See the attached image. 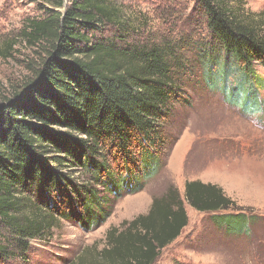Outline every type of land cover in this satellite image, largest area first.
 I'll return each instance as SVG.
<instances>
[{
  "label": "trees",
  "instance_id": "16d2710c",
  "mask_svg": "<svg viewBox=\"0 0 264 264\" xmlns=\"http://www.w3.org/2000/svg\"><path fill=\"white\" fill-rule=\"evenodd\" d=\"M159 1L164 19L184 11L178 0ZM192 1L197 21L187 23L206 32L199 55L213 92L237 89L239 108H262L255 66L264 67V12H246L239 1ZM133 4L60 0L27 20L22 41L43 57L19 90L0 97V264H30L32 243L50 242L63 221L95 229L115 201L166 167L188 63L158 44L146 22L126 18ZM13 50V42L0 47V60ZM186 203L233 235L257 221L221 187L186 181L183 197L168 186L146 214L111 228L102 249L85 247L67 264H156L189 226Z\"/></svg>",
  "mask_w": 264,
  "mask_h": 264
},
{
  "label": "rangeland",
  "instance_id": "374dc122",
  "mask_svg": "<svg viewBox=\"0 0 264 264\" xmlns=\"http://www.w3.org/2000/svg\"><path fill=\"white\" fill-rule=\"evenodd\" d=\"M59 1L0 0V47L14 43L12 56L0 60V97L19 90L32 77L30 68L43 57L41 49L22 41L27 20L41 18ZM229 1L241 2L246 12H264V0ZM177 4L184 14L164 19V2L134 0L133 12L125 15L134 24L146 22V30L155 35L158 44L172 45L178 59L180 56L188 63L182 71L180 93L185 102L175 107L177 130L167 148L166 167L152 176L142 191L115 201L112 215L95 229L84 230L63 221L50 242L32 243L30 264H67L85 247L96 243L102 249L111 228L146 214L153 198L163 195L168 186L175 185L183 197L185 182L196 180L221 187L257 221L245 234L233 235L218 228L211 214L198 213L186 203L189 226L156 264H264V105L250 112L237 106L239 90L232 96L213 92L207 82L213 80L211 71L199 55L206 32L189 28L188 20H196L191 14L192 0H178ZM255 67L262 81L259 93L264 104V67ZM251 91L258 90L252 87Z\"/></svg>",
  "mask_w": 264,
  "mask_h": 264
}]
</instances>
